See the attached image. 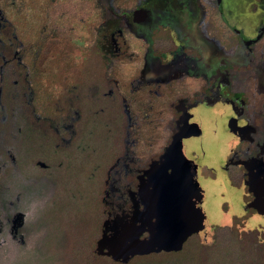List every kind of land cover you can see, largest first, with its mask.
Segmentation results:
<instances>
[{"label":"flooded vegetation","instance_id":"obj_1","mask_svg":"<svg viewBox=\"0 0 264 264\" xmlns=\"http://www.w3.org/2000/svg\"><path fill=\"white\" fill-rule=\"evenodd\" d=\"M200 4L204 0L139 2L129 14L103 17L93 44L72 49L84 51L82 79L76 78L80 65L72 63L66 93L56 95L53 84L36 94L27 81L22 89V119H31L37 133L54 136L59 152L79 150L101 169V192L82 187L80 193L95 208V223L100 224L90 264H134L152 258L155 253L124 263L99 245L104 236L114 238L125 227L140 231V239L148 237V223L156 221L150 198L163 167L169 173L174 168L188 172L197 184L199 192L191 201L205 215L204 228L185 242L196 235L203 243L207 221L205 191L200 187L203 175L192 159L201 149L194 141L202 137L201 114L219 116L226 124L225 136L232 140L222 174L244 204L241 216L232 215L227 225L214 224L212 231L216 226L243 231V221L264 217V197L259 202L256 194V180L264 185V91L256 80L263 58L253 48L263 35L251 41L236 25L228 26L229 32L238 34L241 47L230 54L215 38L217 32L207 29L209 22L200 25ZM217 7L222 11V0H217ZM253 55L257 60L251 69ZM2 96L1 90L0 135L8 123ZM61 125L67 129V142L61 141ZM14 150V145L0 144V264H55V239L49 238L55 221L53 165L61 167L66 160L55 159L61 153L47 149L48 159L18 161ZM18 162L27 167L30 181L15 176ZM161 195L173 198L167 202L169 208L185 204L177 199L183 192Z\"/></svg>","mask_w":264,"mask_h":264},{"label":"trees","instance_id":"obj_2","mask_svg":"<svg viewBox=\"0 0 264 264\" xmlns=\"http://www.w3.org/2000/svg\"><path fill=\"white\" fill-rule=\"evenodd\" d=\"M83 4L85 3L78 2L71 7L76 12ZM83 9L82 7V12H84ZM85 9L87 14L89 8L86 6ZM1 37L3 40L6 39L5 35ZM62 39L57 37L52 42L48 39L49 43L42 45L44 50L40 52L38 61L35 60L34 63L36 72L34 75L38 76L33 78V81L39 82V89L40 86L48 87L47 81L49 83L52 81V85L55 84L56 95L61 92L66 93L65 88L70 79L71 69L64 68L65 61L71 58L74 63L80 65L76 70L77 79L83 78L85 67L81 65L86 62L83 50L68 51L67 49H71L73 45L70 46L71 42L67 38ZM7 45L0 44L2 104L4 112L8 115V123L1 128L4 129V134L0 135V144L14 145V155L18 161L48 159L45 156L47 149L50 152L57 151V154L61 152L54 147L55 138L52 139L54 136L47 137L37 133L34 131L31 119L25 121L22 119L21 94L28 79L25 77V69L13 55L15 45L10 47ZM75 48L78 46H73L72 49ZM256 60L257 56L253 55L248 68L253 69ZM54 71H57V74ZM62 151L63 153L57 155L55 159L66 160L63 166L53 165L55 168L53 219L55 221L53 231L51 230L53 238H49L55 239V264H90L95 254V241L99 238L100 224L96 226L95 208L93 206L90 208V202L85 201L81 194L82 187L101 192L103 189V179L99 173L101 169L95 165L94 159L88 160L79 150ZM15 167L17 169L15 176L23 175L30 181L27 167L20 162ZM73 175L76 177L75 190L71 187L69 180L73 178ZM27 184V189H30L32 185ZM46 216L47 214L43 218L46 219ZM151 256L150 259L137 260L134 264H264V231L243 232L236 228L231 230L228 227L216 226L213 229V241L210 245H205L199 237L194 235L185 242L181 251L161 252Z\"/></svg>","mask_w":264,"mask_h":264},{"label":"rangeland","instance_id":"obj_3","mask_svg":"<svg viewBox=\"0 0 264 264\" xmlns=\"http://www.w3.org/2000/svg\"><path fill=\"white\" fill-rule=\"evenodd\" d=\"M156 1L159 0H0V44H8L9 47L15 45L13 55L25 69L27 84L33 88L34 93L38 94L39 82L33 81V78L38 76L34 75L36 73L34 63L35 60L38 61L40 52L44 50L42 45L59 37V39L67 38L71 42L70 46L80 48L89 46L95 40L94 30L104 20L103 17L114 18V15H120L122 11H127L129 14L139 2L150 5ZM78 2L85 4L75 12L71 6ZM86 6L89 8L87 14H85ZM82 7L84 12L81 10ZM200 11V25L209 22L207 29L217 32L215 38L221 43L220 45L229 48L230 54L241 48H238V34L234 36V33L229 32L233 25L241 29L242 33L245 32L246 37L245 34L244 37L251 41L257 42L262 32L263 38L253 48H256L259 56L263 58L261 64L256 67V80L264 91V0H222V11L218 10L217 0H204V4H200ZM222 20H225L226 28L223 27ZM2 35H5L6 39L3 40ZM73 46L67 50H72ZM71 63H74L71 58L67 59L64 68L68 69ZM1 71L0 68V75ZM55 72L57 74V71ZM52 83L47 81L48 87L40 86V90L52 89ZM39 94L46 93L41 91ZM33 102L35 103V100ZM2 116L0 104V122L3 121ZM200 120L202 137L194 141L201 146L198 149L202 150L200 149L195 159L194 157L192 159L203 175L200 178V187L205 191L204 208L207 221L202 238L205 245H210L213 241L212 226L227 225L232 215L241 216L244 204L240 194L227 186L222 174L221 165L232 140L229 136H225V122L219 116L211 118L204 114H201ZM63 127L61 125L59 128L61 141L67 142V129ZM263 229L264 217L258 215L246 219L240 226L243 232Z\"/></svg>","mask_w":264,"mask_h":264},{"label":"water","instance_id":"obj_4","mask_svg":"<svg viewBox=\"0 0 264 264\" xmlns=\"http://www.w3.org/2000/svg\"><path fill=\"white\" fill-rule=\"evenodd\" d=\"M187 174L188 172L178 168L169 173L164 167L157 174L158 180L153 185L154 194L150 198L153 202L150 212L156 221L148 223L147 238L140 239V231L125 227L114 238L104 236L99 245L100 249L107 250V255L114 260L121 259L124 263L136 255L181 251L183 244L192 234L203 230L205 219V215L196 209L191 201L196 192H199V188ZM256 183V194L260 202L264 197V185L260 179H257ZM166 192H183V196L177 197L185 203L182 208H169L167 202L173 198L161 195Z\"/></svg>","mask_w":264,"mask_h":264}]
</instances>
